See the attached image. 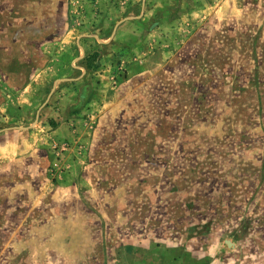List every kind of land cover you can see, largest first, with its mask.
<instances>
[{"label":"rangeland","instance_id":"374dc122","mask_svg":"<svg viewBox=\"0 0 264 264\" xmlns=\"http://www.w3.org/2000/svg\"><path fill=\"white\" fill-rule=\"evenodd\" d=\"M0 264H264V0H0Z\"/></svg>","mask_w":264,"mask_h":264}]
</instances>
